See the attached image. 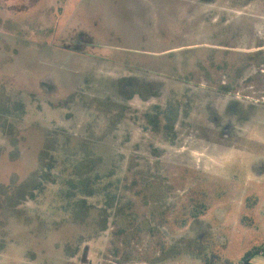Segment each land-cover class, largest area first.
Wrapping results in <instances>:
<instances>
[{
    "label": "rangeland",
    "instance_id": "obj_1",
    "mask_svg": "<svg viewBox=\"0 0 264 264\" xmlns=\"http://www.w3.org/2000/svg\"><path fill=\"white\" fill-rule=\"evenodd\" d=\"M256 250L264 0H0V264Z\"/></svg>",
    "mask_w": 264,
    "mask_h": 264
},
{
    "label": "crops",
    "instance_id": "obj_2",
    "mask_svg": "<svg viewBox=\"0 0 264 264\" xmlns=\"http://www.w3.org/2000/svg\"><path fill=\"white\" fill-rule=\"evenodd\" d=\"M244 264H264V255L261 253L259 255H255L249 263H244Z\"/></svg>",
    "mask_w": 264,
    "mask_h": 264
},
{
    "label": "trees",
    "instance_id": "obj_3",
    "mask_svg": "<svg viewBox=\"0 0 264 264\" xmlns=\"http://www.w3.org/2000/svg\"><path fill=\"white\" fill-rule=\"evenodd\" d=\"M256 251H249L248 253H246V255L243 258V264L244 263H249V261L257 254H260L262 252V250H260L259 252Z\"/></svg>",
    "mask_w": 264,
    "mask_h": 264
},
{
    "label": "flooded vegetation",
    "instance_id": "obj_4",
    "mask_svg": "<svg viewBox=\"0 0 264 264\" xmlns=\"http://www.w3.org/2000/svg\"><path fill=\"white\" fill-rule=\"evenodd\" d=\"M235 79H236V77H233V78H232V80H233L232 82H234V81H235ZM244 81H246V79H245ZM244 97H246L247 99H249V97H248V96H244Z\"/></svg>",
    "mask_w": 264,
    "mask_h": 264
},
{
    "label": "built area",
    "instance_id": "obj_5",
    "mask_svg": "<svg viewBox=\"0 0 264 264\" xmlns=\"http://www.w3.org/2000/svg\"><path fill=\"white\" fill-rule=\"evenodd\" d=\"M261 254L264 255V250H262Z\"/></svg>",
    "mask_w": 264,
    "mask_h": 264
}]
</instances>
